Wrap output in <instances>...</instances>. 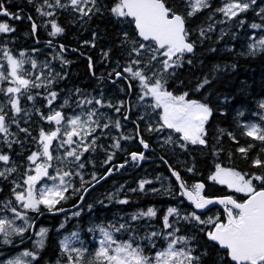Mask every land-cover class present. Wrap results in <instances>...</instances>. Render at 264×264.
I'll return each mask as SVG.
<instances>
[{
    "label": "snow or ice",
    "instance_id": "1",
    "mask_svg": "<svg viewBox=\"0 0 264 264\" xmlns=\"http://www.w3.org/2000/svg\"><path fill=\"white\" fill-rule=\"evenodd\" d=\"M27 2L33 4L36 12L42 17L54 16L53 9L67 10L71 8L72 11L79 13L81 19L84 17L91 19L93 15L102 11L98 5V0H43L42 3H36V0H27ZM183 4L187 8L186 13H182L178 5L170 6L168 0H114V3L108 6V11L118 21L125 20L133 24L135 36H130L128 32L123 33L120 47L123 49L122 54L125 55L127 66H124L122 71L113 69V73L109 75L115 74L117 79L137 81L140 88L138 100L143 102L150 98L152 101L146 105L145 115H148L147 108H151L154 112L157 109L161 110L158 113L159 121L155 125L149 122L147 131L163 132L165 129L171 130V132L179 134L178 139L183 143H178L171 134L164 139V143L177 144V146L186 149L187 145H206L204 139L205 124L212 115V110L205 103L186 99L187 93L174 95L167 90L166 85L168 78L175 74L174 69L182 66L185 54L194 53L195 43L189 40L190 33L186 27L187 19L211 5L209 0H183ZM253 4H256V0H227L224 7L218 8L216 11L223 13L228 20H232L241 13L247 12ZM260 14H264V9H261L258 15ZM0 16L7 17L9 20L22 19V16L18 13L10 12L2 0H0ZM28 20L33 21V17L28 16ZM221 22L223 23V21ZM47 23L51 26V31L48 33L50 36L55 37L63 33L64 29L56 20H50ZM239 23L242 25L245 22L240 20ZM251 27L256 29L262 27V25L253 23ZM31 28L32 33L35 34L38 25L32 22ZM212 30V25L207 28H199L200 37L202 39L206 38L207 32ZM14 31L15 28L11 27L8 22H0V34ZM85 43L88 42L85 41ZM249 48L251 52L248 54L251 55H254L257 50L264 51V39L249 45ZM64 50V47L61 46L60 51L63 52ZM2 51L7 62V72L0 71V82L7 81L9 85H14L6 89L0 88V93L8 97L6 104L10 106L11 123L16 125L20 133H24L29 137L32 136L29 129L21 127L20 121L17 119L21 113L28 117L31 116L30 110L22 108L21 97L26 96L27 100L32 102L35 97L32 95L31 90L44 87L48 90L47 95L44 96L45 106L49 109L48 114H44L39 108H35L34 104L33 108L40 115L41 120L56 126L54 130L47 131L41 128L38 136L32 137L36 150L31 151L26 157L29 167L16 179L10 181L13 185L11 192L15 206H13L11 200L0 202L3 208L10 211L14 217V219L0 217V236L3 237L0 244L9 245L13 243V236L23 237L29 229L35 226L32 218L28 216V212L42 215L41 206L53 214L64 210L58 208L57 205L69 199L65 193L72 187L70 179L72 175L80 177L82 185L89 183L84 180V176L80 171L73 173L63 167H56L54 169L55 174H53L49 171L53 168V161L64 164L65 161L71 158L70 162L76 163L77 168L83 169L85 164L81 158L85 153L95 151L97 147L96 141L99 136L94 134L98 130L103 134L104 130L110 127H114L117 131L122 128L120 120L113 121L103 113L98 114L97 108L85 111V106L95 104L99 107L113 108L115 112L120 113L124 104L120 102L115 105L112 103L105 105L101 99L83 98L76 102V106L81 111L78 114L65 116L62 111L53 108L54 102L58 99V93L50 90V86L55 79L52 70L49 69L48 76L44 80L41 79L43 72H41V75H37L35 79H29L30 73L24 69V64L29 61L14 58L7 48L2 49ZM24 55V52L20 53V57H24ZM103 56L108 59L109 52H104ZM188 62L191 63V61ZM89 66H92L91 61ZM31 67L33 69L38 67L35 60L31 61ZM117 67H121L119 62H117ZM125 73L127 76L124 75ZM55 75L59 76V73ZM208 83L209 81L205 79L203 83L197 86L196 90L199 91ZM128 87L131 90L132 84L129 83ZM68 103L69 101L65 100L60 108H64ZM259 107L264 110V102L260 103ZM239 115H243V113H239ZM8 118L5 105L0 104V137H2L0 143L5 144L9 149H12L13 145L17 143L23 147L24 141L20 140L16 133L10 131ZM123 119L128 120V115H124ZM140 119H144V116H141ZM260 119L264 120V114H260ZM102 120L107 122L101 123ZM24 122L28 123L27 120ZM242 127L244 128L242 135L259 142L261 145L260 151L264 152V127L256 123L244 124ZM139 135V130H137V136ZM228 136L236 141V137L232 133H228ZM9 137L15 138L9 139ZM88 137L92 139L86 143ZM131 138L121 133L118 138H114L113 147L119 149L121 139ZM54 141L58 143L54 145ZM140 144L145 149L149 147L143 139H140ZM81 147L83 150L78 151ZM253 147L255 145L249 144L247 147H238L237 151L247 159L248 153ZM60 150H63V156L59 155ZM54 151L57 153L56 155L53 154ZM144 158L143 153H131L133 161L143 160ZM112 159L113 155L109 154L105 163L112 161ZM0 164L5 166L0 169V179L2 180H8L10 176L18 172V167L12 162L11 156L2 151H0ZM252 166L262 169V171L246 178L248 174L225 169L217 164L215 173L209 177L211 181L227 185L229 189L245 194L248 198L244 202H238L231 196L219 199L206 198L202 195L205 188L203 183L198 182L189 186L180 173L169 166L172 177H175L179 185V196L186 198L195 209L194 211L184 213L177 207H168L166 214L162 217L164 232L152 231L142 237L129 236V239L125 241H118L114 238L113 233L129 231L131 229L129 223H120L118 227L115 224H109L107 228L103 225H95L90 231H98L102 238L99 241V248L90 258L85 260L84 248L70 246V239L78 235L76 232L60 242L61 252L67 255V264H202V257L207 256L208 253L193 254L196 249L189 247V245L196 237L177 236L176 233L180 229L174 227L173 222L170 221V217H175L177 224L184 221L193 226H205L199 230L205 232L208 241L224 250V254L232 264H264V189L257 190L253 183L258 181L264 186V159L259 157L253 159ZM119 167L123 168L124 165L121 164ZM107 171L110 175L112 169L109 168ZM187 171L193 173L194 167H189ZM92 179H97L95 173H93ZM45 181H51L52 183L49 185ZM42 182L44 183L42 184ZM150 183L149 180H141L138 189H132V191L145 192V186ZM41 184L42 186L38 187ZM151 190L153 192L160 191L156 188ZM73 191H79V189H73ZM165 192L171 193V189H165ZM117 202L120 204L129 203L126 199ZM212 204H220L224 207L226 222L221 221L219 217L203 219L201 215L197 214L198 211H202ZM73 215L79 216L80 213L76 212ZM156 217V209L148 207L146 211H138L132 214L130 220L138 221ZM15 220H20L23 223L17 225ZM168 229H172V231L169 232ZM47 231L46 228L41 227L36 233L39 237V240L36 241L37 248L43 247ZM155 237H160L167 243L166 247L156 251L154 256L145 254V248L140 244L135 243L134 245V242L140 239L147 240L152 248H155ZM72 253H75V256ZM25 257L36 260L37 254L25 250L15 259H8L0 262V264H29L23 259ZM58 264H60L59 261Z\"/></svg>",
    "mask_w": 264,
    "mask_h": 264
},
{
    "label": "trees",
    "instance_id": "2",
    "mask_svg": "<svg viewBox=\"0 0 264 264\" xmlns=\"http://www.w3.org/2000/svg\"><path fill=\"white\" fill-rule=\"evenodd\" d=\"M2 2L5 3L10 12L18 13L22 19L9 20L7 17L0 16V22H8L11 27L15 28L14 32L0 34L1 44L8 46L11 51H23L38 48L39 40L52 39L48 34V29L40 25L42 19L33 4H29L27 0H2ZM42 2L43 0H36V3ZM225 2L227 0H209L211 5L209 8L187 19L186 27L190 33L189 40L195 43L194 53L185 54L182 66L174 69L175 74L168 78L166 85L167 90L174 95L187 93L186 99L197 100L211 108L212 115L205 124L204 139L206 145H187L186 149L176 146V151L169 153L168 149L158 142V134L145 130L144 125L140 122V135L137 136V132H131L130 137L132 138L124 141L122 150H115L114 161L105 163L107 159L106 150L101 152L98 149L100 145H109L111 139L107 135H102L96 149L99 153H94L93 157H88L87 154L84 156V180L89 183L82 185L80 179L73 177V189H79V191L68 190L65 193L69 199L57 205L58 208L64 210L53 214L41 206L42 215L28 212V216L32 218L36 227H43L48 230L43 247L35 252L37 259L30 264L66 262V255L61 252L60 241L64 235L71 232L79 233L87 241L90 236V229L95 225H103L107 228L109 224H115L118 227L120 223L127 222L131 225L129 231L113 233L115 239L125 241L129 239V236L142 237L152 231L164 232L162 217L166 214L168 207H177L184 213L194 211L187 199L179 196V185L175 177H172L169 166L179 172L189 186L198 182L203 183L205 185L203 195L207 198L231 196L238 202H244L248 198L243 193H237L225 185L211 181L209 177L215 173L217 164L225 169L248 174L246 178L262 171V169L252 166L253 159L257 157L264 159V152L260 151L261 145L259 142L242 135L244 131L242 125L247 124L251 114L257 109L259 110L258 105L264 100V51L251 55L248 54L251 51L247 48L251 33H264V31L258 33V31L249 29V24L264 23V14L257 16L253 9L249 8L247 12L228 20L223 13L216 11V9L222 8ZM113 3L114 0H98L101 13L93 15L91 19L87 17L82 25L75 24L73 20L66 24L62 22L64 28L62 39L68 40V45L72 49H77L74 59L72 58L74 64L72 67L68 66V72L71 69L72 75L81 78L64 79L61 82L62 85L61 83L57 84V86L61 85L60 88L71 90L80 87L85 91L87 88H91V92L98 91L96 84L99 82L91 78L100 75L104 61L109 60L112 65L117 64V62L122 64L126 61L124 54L121 57L120 54L122 53L119 52L118 47L121 23L116 21L115 17L108 11V6ZM168 4L170 6L178 5L182 13L187 11L183 0H168ZM58 15L54 17V20L59 24V18L65 16ZM28 16H32L33 21H29ZM240 20L245 23L241 25ZM32 22L38 25L35 34L32 33ZM128 24L130 35L135 36L134 25ZM70 25L72 27L69 28ZM209 25L213 26V30L207 32V37L202 39L199 28H207ZM92 39L95 41L94 47L81 46L82 42H89ZM100 49L109 52L108 59L99 54ZM90 61L91 67L89 66ZM205 79L209 83L197 91V86L203 83ZM88 85H92V87ZM134 91V96L138 97L137 89ZM239 113H243V115H239ZM124 115H126V110ZM122 120L125 122L124 119ZM37 122L38 118L35 116L32 124L26 126L21 120L20 125L28 128L35 137L38 133ZM10 126V131L16 133L18 138L24 141V144L22 147L17 143L13 145L12 149H9L5 144L0 143V151L9 154L12 162L18 167V172L10 176L8 180L0 179V202L11 200L15 206L11 192L13 185L10 181L16 179L27 169L26 156L33 151L36 145L33 143L32 136H28V138L24 133H20L15 124ZM228 133H232L236 137V141L230 139ZM12 138L15 137H9V139ZM140 139L149 145L147 149L140 144ZM249 144H253L255 147L250 150L248 158L245 159L237 151V148L247 147ZM128 149L129 151L136 149V153H143L145 158L133 161L131 154L127 151ZM121 164L124 165L123 168L119 167ZM189 167H194L193 173L187 171ZM109 168L112 169L110 175L107 171ZM0 169H2L1 165ZM93 173L96 174V180L92 179ZM141 180L151 181L145 186L146 191H132V189H138ZM253 183L257 190L264 189V186L258 181ZM153 188L160 191L153 192L151 190ZM85 189L87 190L85 191ZM165 189H171V193L165 192ZM110 194H113L110 196L111 199L108 197ZM121 199H126L129 203H118L117 201ZM148 207L156 209V218L130 220L132 214L138 211H146ZM76 212H79L80 215H73ZM198 215H201L203 219L219 217L221 221L226 222L224 207L221 209L213 208ZM170 221L173 222L174 227L180 229L176 233L178 236L196 237L189 245V247L196 249L194 255H200L203 252L208 253L207 256L202 257V264H232L224 254V250L208 241L205 232L199 230L205 226H193L184 221L177 224L175 217H170ZM30 237L31 235L28 233L24 234L25 239L21 241L12 238V244H0V254L11 256L20 249L32 250L29 243ZM154 240L155 248H152L147 240L137 239L134 245L135 243L140 244L145 248V254L154 256L157 250L164 248V239L155 237Z\"/></svg>",
    "mask_w": 264,
    "mask_h": 264
},
{
    "label": "rangeland",
    "instance_id": "3",
    "mask_svg": "<svg viewBox=\"0 0 264 264\" xmlns=\"http://www.w3.org/2000/svg\"><path fill=\"white\" fill-rule=\"evenodd\" d=\"M224 5H223V7H224ZM250 8L253 9L255 15L260 16V15H258V13H260L261 9H264V0L263 1L262 0H256V4L251 5ZM62 10L65 13H67V14L68 13H72L75 17H78V20L80 22L81 21L84 22L87 19V17H84L83 19H81L79 13L72 11L71 8H69L67 10H64V9H62ZM52 11L55 12L56 9H53ZM115 20L118 21L116 18H115ZM119 22L121 23V27H122V35H123L124 32H128L129 33L130 27H129L128 22L125 21V20H120ZM254 23L262 25V27L253 29L251 27V25L253 23H251V24H249V29L258 31V33H260V31H264V23H260V22H257V23L254 22ZM129 35H130V33H129ZM260 39H264V33L263 34L251 33L249 35V41H248V44H247V48H249V45L258 42ZM4 48H7V50L9 52L11 50L8 48V46L3 45V44L0 43V65H2V67H0V71L6 73L7 72V62H6V60H5L4 56H3V51H2V49H4ZM44 51L45 50H43L42 53ZM249 51H251V49ZM21 52L25 53L24 57H20V53ZM256 52H259V50H257ZM10 54L13 55V57L16 58V59H25V60L29 61L28 63L24 64V69L27 70L28 73H30V75L28 76L29 79H35V77L37 75H41V72H43V75H42L41 79L44 80L48 76L49 69L52 70L53 75H55L56 72H57V69L54 68L53 64H54V62H56L58 60L59 56L57 57L56 53H54L52 50H49V52L47 53V55H48L47 57L41 56L39 54V52H37L35 49L30 50V51H27V50L17 51V52L16 51H11ZM32 60H35L37 65H38V67L36 69H33L31 67V61ZM125 63L126 64L124 66H127V60L125 61ZM45 65H47V67H45ZM114 67L115 66H112L111 68H114ZM120 68L121 67H119V69ZM117 69H118V67H116V70ZM170 71H173V70H170ZM56 80L57 79H54V83L50 86V90L51 91H56L58 93V96H61V94H62L64 97H58V99L53 104V108H56L57 110H60V111L62 109H68V111H70V112H68L66 115L64 114L65 116L78 114L81 111V109L76 106V102L79 99H83V98L101 99L102 102L105 105H107L108 103H112V104L115 105V104H118L120 102H122L125 105V103H126L125 95H127V89L125 87L120 86V85H116L117 82L114 81L115 79H112L114 82L111 81L109 87H106V88H102L101 84H97L96 86H97L98 91H94V92H87V91L86 92L85 91L81 92V91H77L76 89L69 91L67 89L60 88V87L55 88L54 86H55V81ZM135 85L138 87L137 91H138V96H139L140 88L138 86V82L137 81H136ZM9 86H14V85H9L7 81L0 82V88L6 89ZM31 91H32V95L35 97V100H34L35 103H36V101H38V102H42V103H44V105H46V101L44 99V96L47 95V92H48L47 89H45L44 87H41L39 89H35L34 88ZM106 91L108 92L107 94H105ZM37 93H39V95H37ZM7 99H8L7 96H5L3 93H0V104L6 106L5 107V111L8 112V116H9V119H7V120H8V123L11 125L12 123H11V121H9V120H11L10 119L11 112H9L10 111V106H8L6 104ZM65 100L69 101L68 105L65 106L64 108H60V105L63 104ZM32 102L28 101L26 96L25 97H21V106H22V108L30 110L31 111V115L32 114L38 115L36 113L35 109L33 108ZM151 102L152 101L150 100V98L146 99L143 102H141V101L138 100V97H137V99L132 100L130 102V104L132 106V109H133V112H135V115L139 118V121L144 125L145 130H147L149 122H151L153 125H155L159 121L158 113L161 111L159 109L155 110V112H154L151 108H147L148 115H145V107H146L147 104H150ZM262 102H264V100H262L260 103H262ZM260 103H259V105H260ZM259 105H258L259 110L257 109L258 111L256 110V111H254L251 114L250 120L247 122V124L256 123L257 125H259L261 127H264V120L260 119V114H264V110L260 109ZM35 108H39L40 109L41 107L40 106L38 107L37 105H35ZM91 108H97L98 109V114L99 113H103V114H105L106 117H110L113 121L118 119V120H120V122L122 124V128L119 131H117L114 127H110L109 129H105L104 133L101 134L99 132V130H98L97 133L94 134L96 136H99V139L96 141L97 145L100 143V138H101L102 135H107L108 137H110V139H111L110 141L112 142V144H114V138H118L121 135V133H123L125 136H127V130L125 129L123 120H122V118H119V116H117L119 113L115 112V110L113 108L99 107V106H97L95 104H92V105L85 106V111H87L88 109H91ZM106 109H107V111H106ZM48 112H49V109L47 107V110H46V112L44 114H48ZM38 116H40V115H38ZM141 116H144V119H140ZM17 119L19 121H21V120L22 121H24V120L28 121L30 119V117L25 116L24 113H21L20 116L17 117ZM104 122H107V121L106 120H102L101 121V123H104ZM43 124L46 126V122H43ZM55 127H56L55 125H50L49 129H45V130L46 131L50 130V129L54 130ZM156 133L158 134V138H157L158 142L161 144V146L166 147L168 149L169 153H173L174 151H176V146H177V144H165L164 143V139L169 134H171L173 136V138L175 140H177L178 143H182V141H179V139H178L179 134L171 132V130L165 129L163 132H156ZM91 139H92L91 137H88L85 142L87 143ZM126 140L127 139H121L119 141L120 147L123 145L124 141H126ZM53 144L56 145L57 141L56 142L54 141ZM65 147H67V146H65ZM73 147H75V145H73ZM82 150H83L82 147L80 149H78V151H82ZM93 152L94 151H89V152H87L85 154H87L88 157H89ZM53 154L56 155L57 153L54 151ZM85 154H84V156H85ZM59 155H61V156L64 155L63 150H60ZM84 156L81 158L83 163H84ZM70 160H71V158H69L68 161H65L64 164H60V163H58L57 161L54 160L53 161V168L50 171L53 174H55L53 169H55L56 167H63L65 170H70L73 173H75L76 171H80L83 174V176H84L83 169H78L76 163L70 162ZM0 165H1V168L5 167L3 164H0ZM28 167H29V164H28ZM73 177H75L76 179H80V177L75 176V175H72V177L70 179H72ZM21 183H22V180H21ZM43 183L44 182H42V184ZM46 183L51 185L52 182L51 181H47ZM42 184L38 185V187L42 186ZM217 184H219V183H217ZM220 185H224V184H220ZM225 186L227 187V185H225ZM73 188H74V183H72V187H70L69 190H72ZM112 195L110 194L108 197H110ZM0 217H8V218L14 219V217L12 216V213L10 211H7L6 209H4L2 204H0ZM15 223L17 225H21L23 222L20 221V220H15ZM35 227L36 226H34L33 228L29 229L25 233V234L30 233V235H31L29 243L31 244L32 250L31 249H20L18 252L14 253L11 256H3L2 254H0V262L6 261L8 259H15L16 257L20 256V254L23 251H25V250L35 253L36 251L41 249L42 247H40V248L36 247V241L39 240V237L36 235V233L39 231L40 228L36 227L37 228L36 229ZM167 231L170 232V231H172V229H168ZM72 233L73 232H71L70 234L64 235L61 238V241L65 237H71ZM89 233H90V236H89V239L87 241L85 239H83L82 236L79 235V233H77L78 235L76 237H72L70 239V246L71 247H77V248H84L85 249V259L86 260L88 258H90L94 254V252L99 248V241L102 238L98 231H90ZM46 236L44 237V243H45V240H46ZM0 237H1V240H2L3 237L2 236H0ZM12 238H17V240H19V241L25 239L24 236L23 237L13 236ZM27 243H28V241H27ZM166 243L167 242L164 240V247H166ZM60 246H61V244H60ZM162 249H159V250H162ZM72 255L75 256V253H72ZM23 259L25 261L29 262V264L34 261V260H31L30 257H25ZM60 264H67V255H66V262L61 261Z\"/></svg>",
    "mask_w": 264,
    "mask_h": 264
},
{
    "label": "flooded vegetation",
    "instance_id": "4",
    "mask_svg": "<svg viewBox=\"0 0 264 264\" xmlns=\"http://www.w3.org/2000/svg\"><path fill=\"white\" fill-rule=\"evenodd\" d=\"M61 10L62 9L55 11V15L52 16V17H42L41 16V19L42 20H41V24L40 25H42L43 27L47 28L48 31L50 32L51 31V26L47 22L50 21V20H54V17L57 16L58 14H59L58 16H60V14H62V16H65L64 18H59L60 19L59 25L62 28H63L62 22L66 24V23H69L72 20H73V22H75V24L82 25L83 21L80 22L78 20V17H75L72 13H68L67 14L63 10L62 11ZM59 12H61V13H59ZM70 27H72V25H70L69 28ZM120 33H121V36L119 37V40H118L119 41V44H118L119 46L118 47H119V50L120 51L119 50L118 51L120 53H123V49L120 47V42L123 39L122 27H120ZM62 35H63V33L62 34H59V35H57L55 37L50 36V37H52V39H42V40H39V42H38L39 44L37 45L38 48L35 49L37 52H39V54L41 56H44V57H47L48 56L47 53L49 52V50H52L54 53H56L57 57L59 56L58 57V60L56 62H54V64H53L54 68H56L57 69V72L59 73V76L53 75L55 77V79H57L55 81V86H54L55 88L61 87V85H62L61 82L64 79H77V78L80 79L81 78L80 76L79 77H76V76L72 75L71 74V69L68 72V66L70 65V67H72L73 64H74L73 63V59L75 57V54H76L75 52H77L76 51L77 49L75 48V51H73V49L68 45V42L69 41L62 39V37H61ZM49 42H51V44H49ZM94 42L95 41L92 39V41H89L88 43H81V46L82 45H89L90 47H93ZM61 46H63L64 49H65L63 52L60 51ZM43 50H45V51L42 53ZM27 51H30V50H27ZM104 52H105V50L100 49L99 54H102L103 55ZM120 55H121V57L123 56V54H120ZM119 60H123V59H119ZM125 64H126L125 62L122 63V64H120L121 68L120 69L118 68L117 71H122V68L124 67ZM112 66H115V67L114 68H111ZM116 67H117V64H113L112 65L111 62H109V60H106V61H104V65L101 68L100 75H97L96 77L91 78V79H96V81L99 82L98 84H101L102 85V88L109 87L111 81L112 82L115 81V82H117L116 85H120V86L125 87L127 89V95H125V97H126V103H125L124 107L122 108L121 112L117 116H119V118H122L123 119L124 111L126 110V115H128L129 119L128 120H125V122H123V123H124L125 129L127 130V136H130L131 135V132H137V130H139V128L141 126L140 121H139V118L135 115V112H133L132 106L130 104V102L132 100L137 99V97L134 96V92H135L134 90L137 89L138 87L135 85L136 81H134V80L133 81H129V80H126V79H117V77L115 76V74L109 75L110 73H113V69H116ZM124 75L127 76L126 73ZM83 79H85V78H83ZM112 79H115V80L113 81ZM60 83H61V85L60 86H57V84H60ZM129 83L132 84V89L131 90H129V87H128ZM88 86L89 87H92V85H88ZM65 89H67V88H65ZM74 89L79 90L81 92H84L85 91V89H81L80 87L79 88H73L71 90H74ZM86 91L87 92H91V88H87ZM105 93L107 94L108 92L106 91ZM58 97H64V96L61 94V96H58ZM32 104H35L38 107L40 106L41 107L40 110L43 113H45L46 110H47V107L42 102L36 101V103H35V101H33ZM61 111L65 115L68 112H70V111H68V109H62ZM35 116H37V118H38V122L36 124V128L38 129V132H39V130L41 128H43V129H49V126L51 124L46 123V126H45L43 124V122H45V121H42L41 118H40V116L35 115V114H32L30 116V119L28 120V123H25L24 122V125L27 126L29 124H32ZM37 136H38V133H37ZM122 146L119 148L120 150H122ZM97 148H98V145H97L96 149ZM116 149L117 148L113 147V144L110 141V144L107 145V146L100 145V148L98 150H101V152H105V150H106L107 156L109 154H112L113 155V158H114L115 150ZM34 150H36V146L34 147L33 151ZM98 150L97 151L95 150L90 156L93 157V154L94 153L95 154H98L99 153ZM127 151H128V153L131 154L133 152H136V149L133 150V151H129V149H128ZM124 152H125V149H124ZM112 161H114V159ZM72 181H73V178L71 179V182Z\"/></svg>",
    "mask_w": 264,
    "mask_h": 264
},
{
    "label": "water",
    "instance_id": "5",
    "mask_svg": "<svg viewBox=\"0 0 264 264\" xmlns=\"http://www.w3.org/2000/svg\"><path fill=\"white\" fill-rule=\"evenodd\" d=\"M50 170V169H49ZM203 192H204V190H203ZM203 192H202V195H203ZM207 198V197H206ZM220 198H223V197H220ZM212 199H219V198H212ZM213 208H223V206L222 205H220V204H212V205H208L207 206V208H205L204 210H202V211H198L197 212V214H203V213H206V212H208L209 210H211V209H213ZM194 209V208H193ZM195 210V209H194Z\"/></svg>",
    "mask_w": 264,
    "mask_h": 264
},
{
    "label": "bare ground",
    "instance_id": "6",
    "mask_svg": "<svg viewBox=\"0 0 264 264\" xmlns=\"http://www.w3.org/2000/svg\"><path fill=\"white\" fill-rule=\"evenodd\" d=\"M10 52H11V51H10ZM10 52H9V53H10ZM16 52H17V51H16ZM12 54H13V53H12ZM28 78H29V77H28ZM5 107H6V106H5ZM7 111H8V110H7ZM104 111H105V110H104ZM106 111H107V109H106ZM109 111H110V110H109ZM9 112H10V111H9ZM112 112H113V111H112ZM112 112H111V113H112ZM113 115H114V114H113ZM8 119H9V118H8ZM9 121H11V120H9ZM9 125H10V124H9ZM10 127H11V126H10ZM12 129H13V128H12ZM29 131H30V130H29ZM32 134H33V133H32ZM35 135H36V134H35ZM35 135H34V136H35ZM27 137H28V136H27ZM32 137H33V135H32ZM35 137H36V136H35ZM28 138H29V137H28ZM88 141H89V140H88ZM55 142H56V141H55ZM30 143H31V142H30ZM57 143H58V142H57ZM32 144H33V143H32ZM54 144H55V143H54ZM26 157H27V156H26ZM26 162H27V161H26ZM57 162L59 163V161H57ZM55 163H56V162H55ZM78 169H79V168H78ZM78 169H77V170H78ZM53 170H54V169H53ZM50 172H51V171H50ZM74 181H76V180H74ZM46 182H47V181H46ZM72 182H73V181H72ZM72 190H73V189H72ZM57 213H58V212H57ZM37 228H38V227H37ZM37 228H36V229H37ZM34 238H35V237H34ZM152 255H153V254H152Z\"/></svg>",
    "mask_w": 264,
    "mask_h": 264
}]
</instances>
